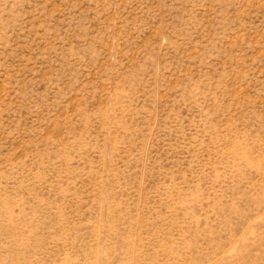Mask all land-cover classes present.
I'll return each instance as SVG.
<instances>
[{"label":"rangeland","instance_id":"obj_1","mask_svg":"<svg viewBox=\"0 0 264 264\" xmlns=\"http://www.w3.org/2000/svg\"><path fill=\"white\" fill-rule=\"evenodd\" d=\"M0 264H264V0H0Z\"/></svg>","mask_w":264,"mask_h":264}]
</instances>
